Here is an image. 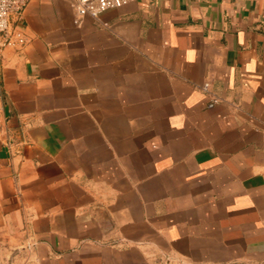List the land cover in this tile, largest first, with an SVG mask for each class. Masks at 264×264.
<instances>
[{"label":"crops","instance_id":"0c3cea01","mask_svg":"<svg viewBox=\"0 0 264 264\" xmlns=\"http://www.w3.org/2000/svg\"><path fill=\"white\" fill-rule=\"evenodd\" d=\"M72 1L9 17L0 264H264V0Z\"/></svg>","mask_w":264,"mask_h":264},{"label":"built area","instance_id":"2783aa9c","mask_svg":"<svg viewBox=\"0 0 264 264\" xmlns=\"http://www.w3.org/2000/svg\"><path fill=\"white\" fill-rule=\"evenodd\" d=\"M131 1L133 0H73L74 23H79L85 16L97 18L103 12L120 8ZM27 3L28 0H0V54L6 49L22 48L26 44L27 39L22 33L10 29L9 17L20 15ZM201 89L207 92L208 84H204ZM216 102V99H212L207 105L208 108L213 107Z\"/></svg>","mask_w":264,"mask_h":264}]
</instances>
